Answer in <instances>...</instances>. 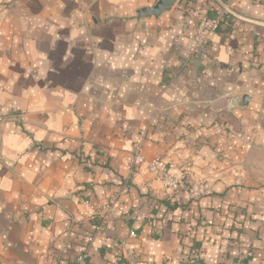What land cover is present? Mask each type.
I'll return each instance as SVG.
<instances>
[{
    "label": "crops",
    "instance_id": "obj_1",
    "mask_svg": "<svg viewBox=\"0 0 264 264\" xmlns=\"http://www.w3.org/2000/svg\"><path fill=\"white\" fill-rule=\"evenodd\" d=\"M157 1L0 0V264H75L124 185L82 264H264V0Z\"/></svg>",
    "mask_w": 264,
    "mask_h": 264
},
{
    "label": "built area",
    "instance_id": "obj_2",
    "mask_svg": "<svg viewBox=\"0 0 264 264\" xmlns=\"http://www.w3.org/2000/svg\"><path fill=\"white\" fill-rule=\"evenodd\" d=\"M231 12V8L229 5H224L221 10L216 11V13L212 15H204L201 17L197 28H196V34L195 39L197 42V46L200 49L201 46L206 42L208 35L210 32L215 29L220 22L225 18V15L227 13ZM145 132H143V135ZM148 165V168L150 171L155 172L158 174V176L169 186L172 187L174 190H182L186 188V183L182 179H178L177 177H174L168 167L163 163L161 158L157 157L153 159L152 161H147V159L144 157L142 153V145L141 143L137 145L133 157V166L135 168H138L143 163H146ZM127 188V185L123 186V189L117 193L111 196L104 204L103 209L99 212V218L98 222L93 227V234L89 237V246L86 248V250L77 258L75 264H82L87 259L90 249L93 246L94 242V234L95 232H98L103 229L105 220L108 216V214L113 210L114 205L117 202V199L120 194L124 192V190ZM196 251H193V254H195ZM115 262L117 263H123V264H139L138 257L134 251H132L129 248H126L122 254L118 257H116ZM195 262V260H193Z\"/></svg>",
    "mask_w": 264,
    "mask_h": 264
},
{
    "label": "water",
    "instance_id": "obj_3",
    "mask_svg": "<svg viewBox=\"0 0 264 264\" xmlns=\"http://www.w3.org/2000/svg\"><path fill=\"white\" fill-rule=\"evenodd\" d=\"M178 0H158L153 6L143 7L138 11L140 17L160 16L165 11L170 10ZM249 101V96L244 95L234 101L233 104L245 105ZM190 264H203L201 262H192Z\"/></svg>",
    "mask_w": 264,
    "mask_h": 264
},
{
    "label": "trees",
    "instance_id": "obj_4",
    "mask_svg": "<svg viewBox=\"0 0 264 264\" xmlns=\"http://www.w3.org/2000/svg\"><path fill=\"white\" fill-rule=\"evenodd\" d=\"M193 260L199 261V259H197L196 257H194Z\"/></svg>",
    "mask_w": 264,
    "mask_h": 264
}]
</instances>
